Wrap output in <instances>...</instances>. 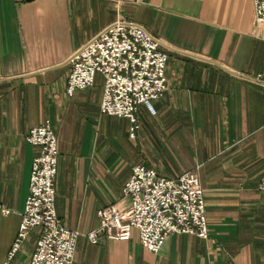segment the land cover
Instances as JSON below:
<instances>
[{"label": "crops", "instance_id": "obj_1", "mask_svg": "<svg viewBox=\"0 0 264 264\" xmlns=\"http://www.w3.org/2000/svg\"><path fill=\"white\" fill-rule=\"evenodd\" d=\"M117 17L167 53V87L150 108L137 104L133 136L126 117L99 112L100 73L65 92L69 56ZM93 18L73 40V26ZM263 36L252 0H0V264H27L40 233L32 227L7 258L39 151L25 134L45 119L57 139L55 210L79 232L71 264H264V85L252 79ZM136 163L166 177L197 173L206 237L172 232L156 252L136 230L87 237L99 207L129 205L122 186Z\"/></svg>", "mask_w": 264, "mask_h": 264}, {"label": "built area", "instance_id": "obj_2", "mask_svg": "<svg viewBox=\"0 0 264 264\" xmlns=\"http://www.w3.org/2000/svg\"><path fill=\"white\" fill-rule=\"evenodd\" d=\"M140 2L142 0H115ZM254 20L264 25V0H252ZM264 40V36H263ZM160 41L139 23L117 17L82 43L69 56L65 92L89 86L102 75L99 112L126 117L129 134L137 127V104L151 101L166 89L167 53ZM252 79L264 85L262 65ZM25 139L39 151L32 157L28 193L16 234L7 251L10 258L34 226L40 227L27 264H71L78 230L64 225L55 206L54 178L57 169V139L49 121L30 127ZM264 190V172L258 181ZM122 194L129 205L108 203L96 210L98 226L86 233L95 242L98 232L112 238H128L136 230L141 244L156 252L172 232L208 234L203 188L197 173L187 169L174 177L159 175L153 167L136 163L124 181ZM4 211L7 209L3 208Z\"/></svg>", "mask_w": 264, "mask_h": 264}, {"label": "rangeland", "instance_id": "obj_3", "mask_svg": "<svg viewBox=\"0 0 264 264\" xmlns=\"http://www.w3.org/2000/svg\"><path fill=\"white\" fill-rule=\"evenodd\" d=\"M97 22H98L97 18H93L89 20L86 19L84 21H81L80 24L76 25L75 27L73 26L71 38L74 40L92 31L95 28Z\"/></svg>", "mask_w": 264, "mask_h": 264}]
</instances>
